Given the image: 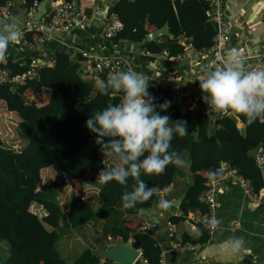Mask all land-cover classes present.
I'll return each mask as SVG.
<instances>
[{
	"label": "trees",
	"instance_id": "16d2710c",
	"mask_svg": "<svg viewBox=\"0 0 264 264\" xmlns=\"http://www.w3.org/2000/svg\"><path fill=\"white\" fill-rule=\"evenodd\" d=\"M208 8L209 3L205 0H114L110 14L116 15L121 28L111 40L136 42L150 52L166 49L170 55H176L183 51V45L177 38L161 37L142 42L147 32L168 22L173 35L183 30L196 47H209L213 43L215 25L207 15ZM147 22H151L152 29H148ZM33 33H26L30 42ZM32 56H37L36 49L25 50V56L19 63L29 62ZM45 59L53 62L42 68L37 77L23 84L10 81L0 84V99L8 111L18 113L20 120L15 130L17 136L24 140L23 146L15 150L7 147L0 137V240L8 245V255L0 259V264H117L107 259L101 262V257L92 247L83 248L71 262L60 254L59 239L90 221H96L94 224L101 222V231L95 232L94 228L89 231L102 236L105 242L123 230L131 233L143 243L142 257L150 264H159L161 251L153 237L143 232L135 233L127 226L139 209L147 210L156 202L158 192L149 201L124 209L121 197L125 190L131 189L132 178H129L127 189L116 181L103 184L85 178L87 172L98 175L106 166L107 160L96 143V136L85 123L95 110L115 104L113 96L117 92L102 95L97 88L99 81L114 73L102 69L98 72L97 81L87 77L84 74L85 58L81 53L73 58L64 50L47 51ZM19 63L7 59L4 67L12 68L11 74L19 73L23 71ZM24 89L46 94L47 100L41 103L29 100L23 93ZM157 94L156 111L161 116L169 115L172 121L187 123L188 135L175 136L170 151L186 155L191 184L195 189L194 205L200 204L202 213L207 206L198 198L209 187L207 177L202 173L210 167L225 163L249 181L252 192H259L263 180L253 153L258 146H264V125L258 119L249 123L245 116L234 113L235 120L223 115L213 122L204 113L201 99L197 100L193 95L183 97V100L192 97L193 108L184 109L179 114L183 109L170 104L166 111L161 112L159 105L166 100L171 102L172 94L168 87H159ZM44 168H51L54 178L40 187L41 170ZM175 173L176 166L170 164L160 175H144L142 172L141 179L149 187L164 189L173 182ZM67 180L73 189L83 188L87 182L94 184L99 205L94 208L74 189L64 212L59 189ZM33 204L39 207L40 213L31 210ZM179 208L186 214L191 205L183 200ZM3 251L0 249L1 253Z\"/></svg>",
	"mask_w": 264,
	"mask_h": 264
},
{
	"label": "crops",
	"instance_id": "0c3cea01",
	"mask_svg": "<svg viewBox=\"0 0 264 264\" xmlns=\"http://www.w3.org/2000/svg\"><path fill=\"white\" fill-rule=\"evenodd\" d=\"M112 1L114 0H79L78 4L87 16L88 25L84 28L77 27L65 33L54 34L44 44L48 53L54 50H64L71 53L74 58L78 53L88 51L95 57H116L121 61V68L118 72L132 69L143 73L149 79L147 91L154 98V104L159 101L157 94L159 87L195 84L205 71L215 69L209 57L198 60L199 66H196L194 61L186 59L176 63L165 59L153 60L144 55L147 49L140 43L127 40L113 41L105 37V28L110 22ZM2 6L0 2V12L3 10ZM225 12L231 22L229 43L239 47L259 48L264 51V0H225ZM12 17L19 18L21 28L26 19L22 0H12L11 14L6 20L0 22V25ZM147 27L148 29L153 28L151 22H147ZM100 30L106 41L98 37ZM182 33L183 30L176 35L171 33V37L168 38H177ZM37 39L38 36L33 34L32 40L37 41ZM105 51L112 55L105 54ZM6 55L8 60L16 64L25 56V51L17 40L9 44ZM23 93L27 99L37 103L47 100L46 94L35 93L29 89H24ZM122 95L119 92L114 94L115 104L120 102ZM182 101H184L181 107L183 110L179 111V114L184 109L194 107L192 97L184 100L182 98ZM9 118L16 122L20 120L18 113L8 111L3 100L0 99V128L7 126L10 122ZM181 156L187 163L183 167L176 166L173 182L167 188L158 187L156 202L143 213L139 211L132 220L127 222V226L135 233L143 232L153 237L163 255L164 264H264V196L252 190L247 193L231 176L224 175L222 179L215 181L216 197L219 203L217 219L222 223L212 235H209L198 223H195V217L202 212L200 204L194 205L196 198L193 192L195 189L191 184L189 161L185 154ZM105 158L106 166L117 163L110 156ZM221 165L227 166L225 163ZM202 174L207 177L206 184L208 185L211 174L207 171H203ZM97 177L95 173L85 174L87 179L97 180ZM69 187L72 185L67 180V183L59 189L60 204L67 197ZM78 188L80 194L94 208L99 205L97 188L94 184L87 182L83 188L80 186ZM203 193L204 191L198 198L201 204L204 203ZM178 199L180 201L175 204ZM161 200H168L170 207L168 209L159 208L158 203ZM183 200L191 205L186 214H183L179 208ZM95 222L90 221L81 226L79 230L60 238L57 242L60 254L71 262L85 247H92L98 255L113 243L130 240L132 246L142 255L143 243L136 240L131 233L123 230L113 238L108 237L110 241L105 242L102 236L95 233L101 231V222L94 224ZM168 222L171 224L172 235H170ZM93 228L95 232L89 231ZM234 237H243L245 240L244 246L238 253H234L228 243ZM173 241L191 242L195 248L175 251L171 248ZM104 245L105 247L102 248ZM104 259L101 257V262Z\"/></svg>",
	"mask_w": 264,
	"mask_h": 264
},
{
	"label": "clouds",
	"instance_id": "9594fccd",
	"mask_svg": "<svg viewBox=\"0 0 264 264\" xmlns=\"http://www.w3.org/2000/svg\"><path fill=\"white\" fill-rule=\"evenodd\" d=\"M22 37L20 20L12 17L0 25V62L7 59L10 43ZM237 49H229L223 57L222 67L209 69L198 80L205 95L204 103L217 112L239 113L249 123L264 119V69L248 71ZM149 79L132 69L110 74L97 84L102 95L110 92L122 93L119 103L103 110H95L86 120V128L95 134L96 143L104 157H114L117 163L105 166L98 173L97 180L103 184L116 181L127 189L129 178L134 183L122 194V207L132 209L137 204L149 201L158 191L141 179L144 175L163 174L167 166L186 165L176 151H170L175 136L188 135L186 121H172L169 115L156 111L154 98L147 91ZM170 101L159 105L160 111L170 107ZM107 138V139H105ZM161 209H168L170 202L161 200ZM143 213L144 209H139ZM221 220L212 217L207 221L209 230H216ZM232 251L238 253L245 244L243 237L228 241Z\"/></svg>",
	"mask_w": 264,
	"mask_h": 264
},
{
	"label": "built area",
	"instance_id": "2783aa9c",
	"mask_svg": "<svg viewBox=\"0 0 264 264\" xmlns=\"http://www.w3.org/2000/svg\"><path fill=\"white\" fill-rule=\"evenodd\" d=\"M209 3L207 9V15L209 19L215 25V35L213 43L209 47L198 48L194 45L192 39L182 33L177 37V41L183 45V51L176 55H170L166 49L160 52L144 51V55L151 57L153 60L165 59L169 62L176 63L184 59L188 61H194L196 66H199L198 60H202L205 57L210 58V62L215 66V69L222 67L223 57L229 49H237L242 54V62H245L244 67L248 71L264 69V51L261 49H255L251 47H239L231 45L230 40V27L231 22L225 12V0H205ZM25 21L20 28L22 37L18 40L23 50L33 51L36 49L37 56H32L27 63H19V66L23 67V71L15 74H11L12 68H5L4 60L0 62V84L5 81H10L15 84H23L25 81L37 77L42 68L51 65L52 59H45L47 56V50L44 48V44L49 41L56 33H65L73 28H84L88 25V19L83 9L78 4L79 0H47L45 4V10L39 11L38 5L40 0H22ZM12 0H4L2 3V11L0 12V22L6 20L11 14ZM110 22L105 28V37L111 39L116 31L121 28V23L117 19L116 15L110 14ZM32 31L33 34L38 36L37 41L31 42L26 39V33ZM82 56L85 58V70L84 74L96 80L98 72L102 69L108 70L111 73H117L121 68V61L116 57L105 56H92L88 51H82ZM204 74V73H203ZM198 78V80L203 76ZM169 88L173 97H177L182 100L183 97L193 95L197 100L201 99L204 104V113L213 119H219L221 116L230 112L214 111L211 107H208L203 102L202 93L198 83L177 86H166ZM235 115V114H234ZM264 125V119H258ZM253 159L257 167L260 170L263 185L259 193L264 196V146H258L253 153ZM225 176L234 177L241 187L247 192H251L249 181L243 176L238 174L236 170L227 169ZM208 189L203 193V200L206 203V211L197 217H195V223H198L209 235H212L215 230H209L206 226L208 220L212 217L217 218V208L219 203L216 197V183L209 177ZM172 235V228L170 222L167 223ZM171 248L175 251H184L187 249L195 248V245L191 242H175L171 243ZM137 261V262H136ZM133 264H150L149 261L142 257L141 253ZM159 264H164L163 255L159 254Z\"/></svg>",
	"mask_w": 264,
	"mask_h": 264
},
{
	"label": "water",
	"instance_id": "95a60500",
	"mask_svg": "<svg viewBox=\"0 0 264 264\" xmlns=\"http://www.w3.org/2000/svg\"><path fill=\"white\" fill-rule=\"evenodd\" d=\"M46 1L47 0H40L38 5L39 11L43 12L45 10ZM161 37H171L168 22H165L161 27H158L156 29L147 32L144 38L142 39V42L143 43L149 42ZM243 64L245 65V62H243ZM171 104L177 107H182L184 105L183 101L177 97L172 98ZM227 117L232 120L236 119L234 113L232 112L228 113ZM239 131L242 132L243 129L240 128ZM205 171L211 174L213 180L217 181L224 177L227 171V166L225 165L213 166L206 169ZM156 188L159 189L158 186H156ZM181 197H183V195ZM179 201L180 199H178L175 202V204ZM139 254H140L139 250L133 247L131 241L128 240L125 242H117L111 244L105 250L99 252L98 256L108 259L117 264H133L138 258Z\"/></svg>",
	"mask_w": 264,
	"mask_h": 264
},
{
	"label": "rangeland",
	"instance_id": "374dc122",
	"mask_svg": "<svg viewBox=\"0 0 264 264\" xmlns=\"http://www.w3.org/2000/svg\"><path fill=\"white\" fill-rule=\"evenodd\" d=\"M98 37L101 38L102 41H106V39L102 37V31L101 30L98 34ZM105 54L112 55V53H110L108 51H105ZM149 73H151V71H149ZM8 121H10V122H8L6 127L0 128V137L7 147L13 148L15 150L20 149V147H22L24 144V140L22 138H20L19 136H17L16 130H15L17 122L11 118H9ZM53 178H54V171L51 168L42 169L41 170V182H40L39 186L41 187V186L46 185L47 183L52 181ZM74 189L78 190L77 193H80L79 189H76V188H74ZM74 189L72 187H69L70 191L67 193V197L62 200L61 206H62L63 211L67 210V206H68V203L70 200V196L72 193L73 194L75 193ZM31 210L33 212L40 213L39 207L35 204H33L31 206ZM0 249H4L3 253L0 252V257H1L0 259H2V257L5 258L8 255V245H7L6 241L0 240Z\"/></svg>",
	"mask_w": 264,
	"mask_h": 264
}]
</instances>
